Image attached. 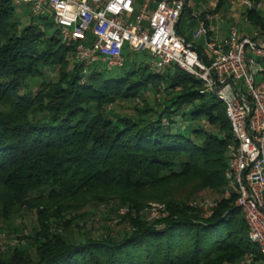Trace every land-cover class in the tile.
<instances>
[{"label": "trees", "instance_id": "1", "mask_svg": "<svg viewBox=\"0 0 264 264\" xmlns=\"http://www.w3.org/2000/svg\"><path fill=\"white\" fill-rule=\"evenodd\" d=\"M251 1L247 20L264 38L262 0ZM229 2L219 0L215 11ZM16 10L12 0H0V218L9 223L32 213L39 226L29 239L35 256L18 245L0 251V264H226L247 253L261 259L234 198L219 201L208 218L189 205L202 191H225L232 142L225 105L201 93L203 83L177 64L163 73L134 65L116 76L71 68L75 48L61 43L54 23L41 27L34 19L46 18L32 15L23 27ZM137 99L135 114H111ZM129 190L148 191L146 206L159 202L166 214L150 223L140 215L145 204L114 198ZM54 201L56 214L91 209L81 214L79 241L68 237L73 222L51 221ZM103 206L118 228L93 230Z\"/></svg>", "mask_w": 264, "mask_h": 264}, {"label": "built area", "instance_id": "2", "mask_svg": "<svg viewBox=\"0 0 264 264\" xmlns=\"http://www.w3.org/2000/svg\"><path fill=\"white\" fill-rule=\"evenodd\" d=\"M193 1L12 0V3L17 8L28 6L35 17H50L61 43L65 47L74 46L75 59L84 73L98 63L106 64L108 69L123 67L126 48L132 52L145 51L153 58L149 66L155 72L163 73L171 64H177L203 83L201 93L214 96L225 105L232 131L225 191L219 199L191 205L200 208L208 218L219 201L234 198L247 222L250 241L262 256L259 259L250 253L237 264H264V79L261 78L264 38L241 36L235 25L229 26L225 37L215 36L219 29L215 11L219 0H211L210 8L202 10L193 9ZM242 2L248 8L254 7L250 1ZM187 10L197 21L193 40L205 42L202 54L180 32L179 25Z\"/></svg>", "mask_w": 264, "mask_h": 264}, {"label": "rangeland", "instance_id": "3", "mask_svg": "<svg viewBox=\"0 0 264 264\" xmlns=\"http://www.w3.org/2000/svg\"><path fill=\"white\" fill-rule=\"evenodd\" d=\"M229 1H230L229 4H226L222 9L217 11L218 16H219L218 26L219 27L222 26L221 28H224L226 26L235 25L238 28L240 35L246 34L249 37H251L252 35H255L261 38L256 28L253 25H251L250 21L247 20L248 7L242 2V1H250V2L252 1L251 0H229ZM210 2L211 0H194L192 3V8L199 9V10L210 8V5H209ZM200 3H203V4L201 5ZM260 5H261L260 8L264 14V0L261 1ZM137 9H139V7ZM32 15L33 14L31 13L30 8L28 6L18 7L16 10V17L21 22V25L23 27L30 23L33 17ZM190 16L191 14L189 13V11H186L184 13L182 17V21L179 25V29H180V32L185 37L192 39V33L196 29L197 23L194 20H190ZM45 18H46L45 20H41L37 18V19H34V21L38 22L40 24L39 26L41 27L44 24L43 21L52 22V19L50 17H45ZM188 20H189V23H188ZM54 31H55V28H53V26L52 28H47L46 29L47 36L53 35ZM255 32L257 34H255ZM192 44L198 47H202V44H199L198 41L194 43L192 42ZM203 44H205V42H203ZM124 55H125V59H127V64L125 67H115V68L108 69L106 64L98 63L95 65H92L90 67V70H93L96 68L101 71H107L108 75H112V76L124 75L126 72L131 71L134 65H143V66L149 65L152 63V60H153V58L148 54V52H145V51L132 52L128 48L125 49ZM77 63L78 62L76 61L74 57L71 61V68H74ZM30 84H31L30 86L31 88L33 89L36 88V84L34 82H31ZM146 97L150 99L149 100L150 102H152L154 94L147 92ZM141 102H142V99H137V100L130 101L124 106H122V103H120L119 105H115L112 108L111 114L114 116L133 115L136 113L133 108L136 107L137 105H140ZM199 125H202V124L200 122L193 124L194 127L199 126ZM206 130L214 131L216 133V131L213 130L210 126H207ZM225 156L227 157V153H225ZM114 195H115L114 197L115 199H117L118 197L121 199H124L127 196L128 197L130 196L131 198H135L139 200L143 204H145L144 201H146L149 198V196H151L148 191H140L134 195L133 192L130 190H129V193L127 191L114 192ZM220 197L221 195L216 194L215 191H212V190L202 191L197 194V198L190 200L189 205L193 207V205H191V203L193 202H197V201L199 202L202 200H215ZM114 203L118 205L117 202H114ZM51 204H54V205H51L47 209L49 215L52 218L51 221L57 224H61V225L63 224L62 222H65V221L70 220L71 222H73L72 223L73 225L70 227L68 231V234H69L68 237H70L72 240L79 241L81 239L80 234L84 232L83 226L81 225L83 224L84 220L81 219V214L90 212L91 209H89V206L83 207V208L78 207L76 208V210H73L69 213L64 212L65 214L63 212L60 214H56L55 205L58 204V202L54 201V202H51ZM234 204H235V199H234ZM160 206H163L164 209L160 210ZM123 210L126 213L128 212V208L126 206L119 208L118 211L120 214H123L125 213V212H122ZM165 211H166V208L164 204H161L159 202H151L149 206H146L145 204V208L141 211L140 215L143 216L144 219H146L148 222L152 223L155 220L161 219ZM57 215L58 217L56 218ZM202 215L204 216V214ZM53 218H56V219H53ZM95 218L96 219L92 227L93 230H98V228H101L104 223H107V225L113 228L114 227L118 228L116 225H118L119 219H115L112 221L107 220L108 218H110L108 207L103 206L98 211L97 216ZM36 219L37 217L35 216V214H32V213L29 215L23 214L20 218H17L9 223L3 222V220H1L0 218V251L5 252L12 247L14 248L20 245L24 249L28 250L32 256H35L36 247H34L35 246V244L33 243L34 240H29V239L34 238L33 230L37 226H39V222H37ZM95 233H97V231ZM248 254L250 253L245 254L239 260H236L234 262H229L226 264H237Z\"/></svg>", "mask_w": 264, "mask_h": 264}, {"label": "crops", "instance_id": "4", "mask_svg": "<svg viewBox=\"0 0 264 264\" xmlns=\"http://www.w3.org/2000/svg\"><path fill=\"white\" fill-rule=\"evenodd\" d=\"M191 20V19H190ZM194 21H196V19H193ZM182 21V20H181ZM181 23V22H180ZM188 23H189V20H188ZM196 23H197V21H196ZM197 25V24H196ZM222 27V26H221ZM221 27H219V29H218V32L215 34V36H219V37H225L226 35H227V31H228V28H229V26H226V27H224V28H221ZM193 34V33H192ZM255 34H257L256 32H255ZM183 35V34H182ZM184 36V35H183ZM241 36H248V35H246V34H243V35H241ZM185 37V36H184ZM249 37V36H248ZM186 39H188L189 40V38H187V37H185ZM198 41V43L199 44H202V52L204 53V51H205V44H203V42H204V40L203 39H200V40H193V38L192 39H190V41L189 42H197ZM262 78V77H261Z\"/></svg>", "mask_w": 264, "mask_h": 264}]
</instances>
